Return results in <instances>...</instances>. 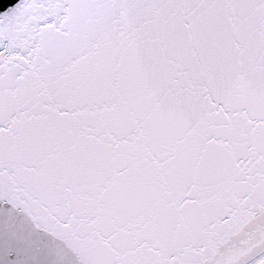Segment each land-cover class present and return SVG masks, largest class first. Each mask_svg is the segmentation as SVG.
<instances>
[{
    "label": "snow or ice",
    "instance_id": "snow-or-ice-1",
    "mask_svg": "<svg viewBox=\"0 0 264 264\" xmlns=\"http://www.w3.org/2000/svg\"><path fill=\"white\" fill-rule=\"evenodd\" d=\"M0 264H264V0L0 8Z\"/></svg>",
    "mask_w": 264,
    "mask_h": 264
},
{
    "label": "water",
    "instance_id": "water-1",
    "mask_svg": "<svg viewBox=\"0 0 264 264\" xmlns=\"http://www.w3.org/2000/svg\"><path fill=\"white\" fill-rule=\"evenodd\" d=\"M15 0H0V8L7 10V8L13 6Z\"/></svg>",
    "mask_w": 264,
    "mask_h": 264
}]
</instances>
